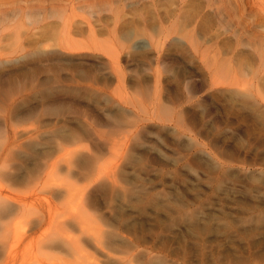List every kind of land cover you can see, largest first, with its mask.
Segmentation results:
<instances>
[{"label": "rangeland", "instance_id": "1", "mask_svg": "<svg viewBox=\"0 0 264 264\" xmlns=\"http://www.w3.org/2000/svg\"><path fill=\"white\" fill-rule=\"evenodd\" d=\"M121 2L73 52L56 11L0 20V189L35 205L12 264H264V60L205 0Z\"/></svg>", "mask_w": 264, "mask_h": 264}, {"label": "bare ground", "instance_id": "2", "mask_svg": "<svg viewBox=\"0 0 264 264\" xmlns=\"http://www.w3.org/2000/svg\"><path fill=\"white\" fill-rule=\"evenodd\" d=\"M192 2H194V0H180L179 5H182V6L179 7V9H180L179 13L184 12L181 9H184L186 6H188ZM97 4H99V5H97ZM100 5H101V7L105 8V9H108L111 11H117V12L121 11L124 7L121 0H0V13L2 15V16H0V17H2L0 20H1L2 25L5 23L11 25V23H10L11 21L13 23H18V25H23L24 23L25 24L30 23V22H24L23 21L24 15L26 17V15H28V13L29 14L32 13V15H33V13L44 14L41 18V20L43 21L44 18L48 17L47 14H49L50 12L56 11L57 12L56 15H58L57 17H59V19L53 18L55 13H50V14H54V15H52L53 17L49 16L52 21L54 19L59 20L58 23H54L55 25L52 24L54 28L51 29V30H53L51 33H53L52 35H54V34L55 35L57 34V36L59 35L58 38H56L57 41H58V39H60L62 41V43L65 44V45L59 44L60 47L64 46L63 48H65V47L67 49L69 48L71 50V52H73L72 49H76L74 47V45H76V43H78L77 38L73 37V34L75 35L77 33H80L81 35H83L82 33L92 34V32H93L92 27L88 28L87 31H85L82 27H79V25H76L74 22L78 18L81 17V15L86 11V9L87 10H99V9H101ZM152 6H154V3L152 4ZM203 8L207 9V11H211L214 16L220 18L221 20H224V23L228 26L229 45H233V44L247 45V48H248V46L250 47V52L248 53V56H250V54H251L252 56H250V57H255L257 60L258 59L264 60V29L258 30L255 28L256 26H264V0H205ZM9 13H13V14L11 15ZM8 15H11L12 17L8 18ZM28 16H30V15H28ZM34 16H35V14H34ZM38 16L40 17V15H38ZM38 16H36V17H38ZM26 19H28V18H26ZM30 19L31 18H29V20ZM46 19H48V18H46ZM41 20L35 18L34 21H32V22L33 23H40ZM44 22L47 23L46 20ZM203 22H204V17L202 16V17H200L199 21L196 22L197 27L202 26ZM36 25H39V24H36ZM29 26L32 27L30 24H29ZM29 26H28V28H29ZM0 28H2V27H0ZM35 29H37V28H35ZM21 30H23V29H21ZM37 30H36V32H37ZM32 32H33V30H32ZM46 32H50V30L46 31ZM26 33H28V30H26ZM26 35H28V34H26ZM1 36L2 35L0 34V40H3L6 38V37L4 38L3 36L1 38ZM37 36H39V35H37ZM12 38H13V36H12ZM16 38H17V36H16ZM52 38H54V37H50L46 33H42L41 37H38L36 39L38 40L37 41L38 45H39L40 41L44 42V43H42L44 45L46 42H48V44H49V41H50L49 39H52ZM26 39H28V38H26ZM31 40H32V38H31ZM29 42L26 44H29ZM37 42H35V43H37ZM30 44H31V42H30ZM24 45H25V43H24ZM34 47H35V45H34ZM43 47L44 46H42V48ZM48 47H50V46L48 45ZM66 48H65V50L64 49L63 50L66 51ZM39 49H41V48L39 47ZM39 49H38V52H40ZM42 50L44 51V49H42ZM42 50H41V52H42ZM47 50H49V49H47ZM47 50H46V53L48 52ZM70 50H67V51H70ZM76 50H78V49H76ZM36 51H37V48H36ZM72 87L74 89L75 86L71 85V88ZM60 88H61V86H60ZM75 89L77 90L78 88H75ZM15 182H16V180H15ZM9 187H10V185H9ZM3 192L0 189V232L2 233V234H0L2 236V238L0 237L1 238L0 242H1L2 250L5 251V255H3V256L5 257V260L7 259V261H4L5 264H12V261L14 259H16L18 254L16 255V252H15L16 249L13 248V246H12L13 244L9 245L8 239L10 237L8 238V236H10L12 230L13 231L15 230L14 228L12 229V226L14 227L13 224L15 223V222H13V220L15 219V214L18 213L19 211L22 214L21 211L25 210V208H26V210H29V213L30 212L32 213L34 210L33 206H35V205H34V203L27 204L25 201L22 202L20 200L22 203L20 202V204H19L20 209H18L17 203L15 201H13V203H16V204L11 203L12 200H14V199L9 194H3ZM11 194H12V192H11ZM16 199H18V198H16ZM9 200H11V202ZM22 204H25L27 206H24ZM27 207H29V208H27ZM23 214H24V212H23ZM25 214H28V213H25ZM11 216L14 217V219L11 221V222H13L12 226H11V224H10L11 222L9 220L11 218ZM16 218H18V217H16ZM31 223H33V222L31 221ZM40 224H42V223H40ZM17 225L19 226V222L17 223ZM38 228H39V225H38ZM17 229L18 228L16 227V230ZM9 232H10V234H9ZM14 237L12 236L10 239H12ZM10 239H9V242L11 241ZM14 239H15L14 240L15 242L14 241L13 242L17 243L16 240L18 238L15 237ZM16 246H14V247L16 248ZM1 260H4V259H1ZM1 260H0V262H1ZM17 261H16V263H17Z\"/></svg>", "mask_w": 264, "mask_h": 264}]
</instances>
